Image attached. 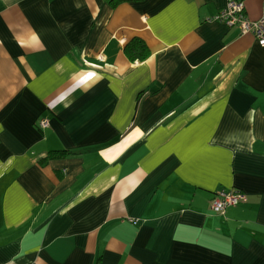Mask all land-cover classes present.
<instances>
[{"label": "crops", "instance_id": "obj_1", "mask_svg": "<svg viewBox=\"0 0 264 264\" xmlns=\"http://www.w3.org/2000/svg\"><path fill=\"white\" fill-rule=\"evenodd\" d=\"M112 1L0 0V264H264V47L229 0Z\"/></svg>", "mask_w": 264, "mask_h": 264}, {"label": "built area", "instance_id": "obj_2", "mask_svg": "<svg viewBox=\"0 0 264 264\" xmlns=\"http://www.w3.org/2000/svg\"><path fill=\"white\" fill-rule=\"evenodd\" d=\"M209 20L219 22L226 27L238 28L240 34L253 36L257 44L264 47V8L256 21L247 18L242 1L229 0L223 9L213 15ZM47 120L38 122L41 129L46 128ZM246 201V195L237 189H219L215 191L209 202L211 211L215 214H224L229 208H234Z\"/></svg>", "mask_w": 264, "mask_h": 264}, {"label": "trees", "instance_id": "obj_3", "mask_svg": "<svg viewBox=\"0 0 264 264\" xmlns=\"http://www.w3.org/2000/svg\"><path fill=\"white\" fill-rule=\"evenodd\" d=\"M131 0H113L112 6L118 3ZM124 55L130 62L143 61L149 56V51L145 44L137 39H132L123 48ZM65 154L62 151H51L48 153L44 161L49 159H57L63 157Z\"/></svg>", "mask_w": 264, "mask_h": 264}]
</instances>
